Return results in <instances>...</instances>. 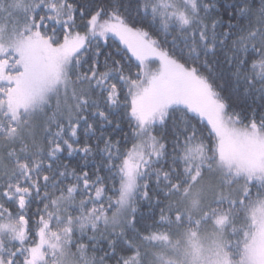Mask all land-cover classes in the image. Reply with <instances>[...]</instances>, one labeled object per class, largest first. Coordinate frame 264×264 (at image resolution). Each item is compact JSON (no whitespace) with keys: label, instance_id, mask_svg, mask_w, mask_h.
I'll return each instance as SVG.
<instances>
[{"label":"snow or ice","instance_id":"6c2138e0","mask_svg":"<svg viewBox=\"0 0 264 264\" xmlns=\"http://www.w3.org/2000/svg\"><path fill=\"white\" fill-rule=\"evenodd\" d=\"M0 264H264V0H0Z\"/></svg>","mask_w":264,"mask_h":264}]
</instances>
